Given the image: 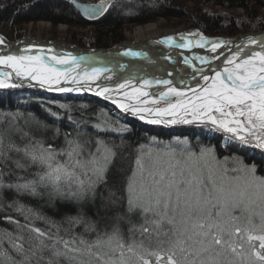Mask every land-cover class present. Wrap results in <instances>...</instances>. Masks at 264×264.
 <instances>
[{"label": "snow or ice", "instance_id": "snow-or-ice-1", "mask_svg": "<svg viewBox=\"0 0 264 264\" xmlns=\"http://www.w3.org/2000/svg\"><path fill=\"white\" fill-rule=\"evenodd\" d=\"M87 11V10H86ZM190 36H199L195 41L196 47H203L211 44V51L216 52L218 48L224 46L223 41H208L198 33H190ZM184 43L177 45L181 48H191L193 41L181 36ZM165 43L172 44L173 38L168 37ZM3 40H0V44ZM256 45L257 48L247 47ZM246 46H236L235 51L225 57V65L222 69L209 65V58H199L202 64L209 65L207 71L199 69L200 79L203 85L191 88V96L185 92L172 87L170 80H143L140 87H134L131 79H126L119 83L115 89L117 94L123 91V95L128 99H136L138 104L119 103L117 106L124 111L134 114L150 113L153 118L148 119L151 124H176V123H199L212 125L224 132L231 133L241 141H252L259 148H264V40L257 41L255 38H248ZM247 49V50H246ZM30 49H25V54L20 55H0V67L11 69V71H0V88L17 87V83H9L13 77L25 80H35L41 87L45 85L51 90L52 85L72 83L77 85L76 91L89 87L90 81L98 79L107 69L93 68L91 72L84 70L83 75L76 73L72 75L75 68L61 71L57 65H75L79 67L76 57L57 55L48 50L45 55L43 50L32 55ZM125 55H140L139 53L126 52ZM185 64L191 63L185 59ZM214 73L209 76L207 73ZM110 78V77H109ZM153 84L163 85L166 90L161 91L154 98L139 101L140 97H148V88ZM132 88V92L126 89ZM56 90L61 92L72 91V88L59 87ZM89 90L90 87H89ZM112 90L104 87L96 94L109 98ZM172 97L177 99L173 101ZM115 103V101H113ZM160 104V107L145 108L139 104ZM167 117V119H166ZM141 119L145 117L140 115ZM3 144L2 134H0V145ZM17 153H21V159L15 160V166L28 170L35 168L34 178L16 187L31 194H38L37 188H50L52 194L63 196L64 198L79 199L90 191H93L98 183L103 180L108 164L111 160V150L101 141L95 144V151H92L89 142L77 137L65 135L64 146L45 144L43 141H29L23 147L9 144ZM4 153L0 152V156ZM174 159V154H169ZM205 158L215 159L211 150L202 151L199 156L193 157L188 154V161L196 164L197 161ZM169 162L168 168H156L149 171L147 183L141 185L142 197H137L141 203L134 204L133 198H129V210L134 206H140L144 212L152 211L153 207L163 204L167 209L175 197V206L180 209L183 228L173 242V246L167 251L152 252L147 254L134 251V243H126L121 237L119 228L114 227L107 239L99 236L95 243L89 244L81 239L79 243L84 245V249L72 247L75 241L60 239L57 243H62L64 252L56 249L52 245V255L61 256L67 253H77L84 251L89 256H95V264H128L126 253L136 256L137 264H153L149 257L154 258L155 264H219L220 257L225 250L235 255L242 253L237 251L233 240L245 241L251 249V256L264 264V176L256 175L255 166L243 169L245 175L243 183L232 187H225L223 184L214 185V189L207 196L202 194V180L199 169H187L189 179L184 178L185 169L177 172V165ZM137 168L141 173L144 171V164L141 159L136 161ZM136 173H133V178ZM179 175V179H177ZM134 180L129 182V190L133 191ZM185 187H181V185ZM249 189L254 191L250 194ZM258 200L261 211L259 213L260 224L254 223L252 212L248 205ZM243 206V207H242ZM241 207L243 211H249L246 219V226L239 223L240 216L233 215V211ZM215 209V211H213ZM194 213L198 215L194 218ZM79 222V221H76ZM171 222V221H170ZM154 223L159 224V221ZM94 228V226H93ZM37 238L46 237L47 234L39 228H32ZM144 232L148 228L143 229ZM225 235L230 239L225 240ZM51 239V237H48ZM258 242V243H257ZM42 252L47 246L41 239ZM16 246V245H14ZM18 251H23V245L16 246ZM104 247L111 250V254L119 252V259H104L107 253H101ZM239 247L243 249V244ZM96 249L97 251H93ZM178 253L180 254L178 257ZM33 256L37 257V264L43 258L33 251ZM166 256V260H165ZM74 258V257H73ZM28 260V257H25ZM48 264H55L49 260Z\"/></svg>", "mask_w": 264, "mask_h": 264}, {"label": "trees", "instance_id": "trees-1", "mask_svg": "<svg viewBox=\"0 0 264 264\" xmlns=\"http://www.w3.org/2000/svg\"><path fill=\"white\" fill-rule=\"evenodd\" d=\"M79 1L89 2L91 0ZM131 1L135 2L132 5H139L136 8L137 15L125 16L123 14L131 3L125 6V3L121 2L120 9L110 8L94 24L95 31L90 41L92 46L109 47L116 40V32L122 25H134L145 19L153 20L158 16L184 18L190 27L198 28L202 34L207 36L234 35L238 32L264 30V0H190L194 4L198 2L199 5L198 8L195 7L189 12L181 6L174 8V6L169 7L170 4L167 6L168 3H165V1L172 3L174 0ZM209 1L225 9L243 8L244 15L236 19L229 16L225 22L219 15L203 8L204 4ZM260 9L263 15H261ZM172 10H176V13H172ZM38 20L50 21L53 25L60 22L80 26L86 24V21L76 13L69 0H0V23L7 32H11L13 27L20 24ZM15 98H19L21 101L15 102ZM50 98L42 93L35 94L26 90L0 91V134L3 139L0 152L4 153L3 156H0V264H37V257L33 256V251H37L38 255L43 257L39 264H48L49 260L54 261L55 264L71 263L70 259L75 257V253H67L66 256L61 255L57 258L51 254L52 245L64 252L63 244L57 243L58 240L75 241L72 247L83 250L82 246L84 245L79 243L81 239L87 242L97 240L90 234L86 238L88 228V230L96 229V235L99 237L103 236L107 230L109 231L110 227L125 229V225L122 223L131 218L125 209L128 202L126 187L133 169L134 148L142 144L146 145L149 140L157 144L165 142L167 137L170 139L186 138V144L181 143L186 147L181 152H177L181 155L188 154L185 152H199L202 147L207 146L211 148L213 156L217 159L221 157L219 160H223L224 155L227 157H225L226 162L233 160V157L225 155L223 150L218 147L214 148L204 144L202 140L196 139V137L199 138V135H196L193 128L176 133L156 128L150 129L136 120H130L128 123L119 119L115 120L116 122L105 120V123H98L101 117L97 111L106 112L100 104L88 98L82 100ZM64 102L73 104V109L70 107L68 111L69 116L79 115L77 122L81 127L87 126V123L93 125L92 130L82 129L80 131L79 129L78 132L81 140L89 142L92 151H95L97 138L111 144L110 150H113L114 154L108 164L107 173L104 174L103 180L96 185L93 191L79 199L64 198L52 194L50 188L38 187V194H31L22 189L18 190L17 185L34 178L36 169L17 168L15 160L21 159L22 154L17 153L14 148H10L9 144L23 147L30 140L33 142L39 140L46 145L64 146L65 135L69 134L72 137L68 132L69 124L62 120L67 117L68 112L54 105ZM92 120L96 122H92ZM114 127L119 130L120 134L116 133V130H112ZM91 131L96 133L95 136L90 135ZM141 135L144 136L140 137ZM145 137L150 139L146 140ZM175 148V151L181 150L178 147ZM238 160L244 161L248 166L253 164L257 175H264V162L259 159L243 160L238 158ZM32 228H39L47 236L37 238L36 233L31 231ZM108 231L107 234H109ZM41 239L47 247L39 252L43 247L40 243ZM14 245H23V251H18ZM78 253L80 258L81 255L89 256L84 251ZM67 256L70 257L63 259ZM7 257L12 260V263L6 260ZM25 257L29 259L26 260ZM73 262L77 263V261Z\"/></svg>", "mask_w": 264, "mask_h": 264}, {"label": "rangeland", "instance_id": "rangeland-1", "mask_svg": "<svg viewBox=\"0 0 264 264\" xmlns=\"http://www.w3.org/2000/svg\"><path fill=\"white\" fill-rule=\"evenodd\" d=\"M72 1H77L79 4H82V6H100V2L105 3V7L102 10L100 14L96 17H86L81 13V9H77L73 6ZM131 0H91L89 2H83L79 0H69V3L73 6L74 10L78 15L82 18V20L86 21V24L83 26L80 25H70L64 22L57 23L56 25H53L50 21L45 20H38L35 22H27L20 24L19 26H15L11 29V32H7L4 27L2 26V23H0V33L4 36V38L7 41L14 42L15 40L21 39L23 37L27 38H37L42 39L46 41H55V42H62L66 44H70L73 46H77L79 48L83 49H102L92 46L90 43L91 37H93V32L95 31V22L99 20L110 8H118L122 7V3H125L124 5L130 6L126 7L123 14L125 16H136V8L139 5H132V3H135ZM122 2V3H121ZM165 3H168L167 6L169 7H179L181 6L184 10L192 11L195 7L198 8L199 3L196 2L195 4L192 3L190 0H174V2L170 3V1H165ZM137 4V3H136ZM151 6V3L149 4ZM148 7V6H147ZM203 8L207 10L208 12L211 11L213 14L219 15L222 20L226 22L229 16L234 19L240 18L244 15V9L237 7L235 9H225L220 6H216L214 2L209 1L204 4ZM177 11H180V9H177ZM261 11V9H260ZM259 11V13H260ZM182 12V11H181ZM172 13H176V10H172ZM258 13V14H259ZM177 15V14H176ZM261 15H263V12L261 11ZM184 17V16H182ZM162 23V28L165 30H173V29H180L179 32H177L176 35L179 37H194L190 36V33H198L199 35L208 38L213 39H226V38H232L234 36H238L243 34L244 32H238L234 35H223V36H207L202 34L198 28L196 27H190L188 25V21L184 18L175 17V16H168V17H161L158 16L155 19H145L139 23H136L134 25L124 24L122 25L118 31L116 32V40L111 44L109 47H105L106 49L120 47V46H127L134 43L133 39V32L136 27L143 26L148 23ZM44 24L46 26H42L40 24ZM248 23V22H247ZM264 31V30H259ZM258 31V32H259ZM254 32V31H249ZM8 35V36H6ZM11 36V37H10ZM194 38L199 39V36H195ZM159 39V38H158ZM155 40V37L150 39L149 41ZM136 44V43H134ZM165 66V65H164ZM68 70V69H66ZM23 81L22 86L17 87H7V88H0V91L4 90H26L30 93H42L46 95L49 99L50 97L55 98H62V99H79L82 100L84 98L89 99L88 94H84L82 96V93H62V94H56L53 92H47V91H41V90H35L33 83H35L33 80H25ZM13 79L8 81L9 83L12 82ZM27 85V87L25 86ZM98 104H102V101L95 102ZM56 107L60 108L61 110H66L68 112L70 110V107L73 109V104H70L68 102H64L62 104L55 103ZM104 110L106 112H100L97 111V114L101 117L100 121L98 123H105L107 121L109 122H116L115 120H121L124 122H130L133 121V118H130L129 115H127L124 112L118 111L114 108L113 105H110L109 103L107 105H102ZM69 112L67 114V117L62 119L65 120L67 124H69V131L72 135V137H77L80 139V135H78L79 129L80 131L83 130H92L93 125L91 123H87V126L84 127V125L81 127L79 125V122H77V119L80 117L79 115H71L69 116ZM148 116H152L150 113H146ZM139 116V115H138ZM59 118V117H58ZM140 118V116H139ZM104 119V121H102ZM137 119V118H135ZM138 121V120H136ZM92 122H96L95 120H92ZM139 122L144 124L145 126H148L150 129H158L161 131H168V132H176V133H182V131L187 130V128H193L196 135H199V138L196 137V139L202 140L204 144L213 146L214 148L218 147L219 149L223 150L225 155L233 157V160H230L229 162H226L225 157L223 155V160L221 157H218V159L215 157V159L211 158H205L197 161L196 164H192L190 161H188L187 157L188 154H193V157L199 156L202 151H208L211 150V148H208L207 146H204L201 148V150L198 151H191L189 148V151L191 152H185L188 153L185 154H179L177 152H181L184 147H186L184 144L181 145V143L187 142L186 138H176V139H170L166 140L163 143H157L155 144L152 141H146V145H139L136 148H134V162H133V169L131 172V175L128 178V185L126 193L128 194V202L126 204V213L131 216L130 220L122 223L125 225V229H119L121 237L125 240L126 243H134V251L137 253H143L147 254V252H163L167 253V251L173 246V242L177 239L178 234L183 228L182 223V217L180 214V209L183 207L181 204L180 207L175 206V197H173V202L169 205L167 209L164 208L163 204H161L159 207H153L152 211L144 212L143 208L140 206H134L131 210H129V198L130 196L134 200V204H139L142 201H137V197H142L143 193L141 191V185L147 183V177L149 171H153L156 168L164 169L168 168L169 162L175 164L176 161H180V163L177 165V172L179 173L180 169H185L184 178L189 179L188 171L187 169L192 168L193 170L199 169L200 172V178L202 180L201 188H202V194L204 196H207L210 192L213 191L214 185H220L223 184L225 187L229 186H236L237 184L243 183V177L245 175L244 171L240 170L243 169L245 166L252 167L253 164L250 166L246 165L244 161L238 160V158H241L243 160L245 159H259L260 161L264 162V148H259L255 145L254 142L249 141H241L235 136H233L231 133L224 132L221 129H217L212 125H203L199 123H191V124H184V123H176V124H151L143 119H139ZM203 126L208 128H203ZM97 128V126H96ZM98 129V128H97ZM76 130V131H75ZM112 130H116V133L120 134L119 130L114 127ZM91 136H95L96 133H93L92 131L89 132ZM144 135H141L140 137H143ZM182 136V135H181ZM203 137V138H202ZM146 140L150 139L145 137ZM65 139V137H64ZM204 139V140H203ZM84 140V139H83ZM97 141L103 142L104 145H106L109 149H111V144L107 143L108 141H104L100 138H97ZM122 144V143H121ZM186 144V143H185ZM181 145V146H178ZM175 147L180 148L181 150L175 151ZM188 147V146H187ZM111 157H113V150H111ZM174 154V159L171 155ZM250 157V158H249ZM141 159L143 162L145 168L143 173L140 172V170L137 168L136 161L137 159ZM227 158V157H226ZM108 168V167H107ZM136 173L135 177L133 178V173ZM107 173V170L106 172ZM257 175V173H256ZM257 176H264V175H257ZM179 175L177 179H179ZM130 180H134L133 184V191L130 192L129 190V182ZM181 187H185V185H181ZM254 190L249 189V193L251 194ZM255 200V198H254ZM243 207V206H242ZM248 208L255 213L253 216L254 223L259 225L260 224V218L259 213L261 211L260 203L258 200H255V202L248 205ZM137 210H140L139 212ZM215 211V209H213ZM198 215V213H194L195 216ZM233 215L240 216L241 220L239 221L240 225L242 227L246 226V217L249 215V211H243L241 207L236 208L233 211ZM155 221H159V224L154 223ZM171 221V222H170ZM148 228L147 232H144L143 229ZM89 229V228H88ZM87 229V237L90 235L97 238V230L96 229ZM109 234L112 232L113 227L108 228ZM107 231L103 236L100 238L107 239ZM225 240L230 239L227 235H225ZM86 241V240H85ZM96 240H93L91 242H88L89 244L95 243ZM233 243L237 246V251L242 253L241 255H235L231 253L230 251L225 250L223 254L218 257L219 264H259L258 261H255V258L251 256V249L249 248L248 244L245 241L241 240H233ZM258 243V242H257ZM240 244H243V249L239 247ZM81 246V245H79ZM85 246H82L84 248ZM78 248V247H77ZM93 251H97L96 249H93ZM101 253H107L108 255H104V259H108L110 256L112 259H119V252L117 251L115 255L111 254V250L108 247H104L102 250H100ZM79 253H75V257L70 259L72 261L71 263L67 264H74L73 261H77L76 264H95L96 257L95 256H85L81 255V258L78 255ZM178 253V257H179ZM70 256L64 257L63 259H67ZM8 258V257H7ZM57 258V256L55 257ZM126 258L128 259V264H137V258L136 256L132 255L131 253H126ZM80 259V260H79ZM153 261V264H155V260L152 257H149ZM7 261H12L9 258L6 259ZM166 260V256H165ZM12 263V262H11ZM161 264H164L162 261Z\"/></svg>", "mask_w": 264, "mask_h": 264}, {"label": "bare ground", "instance_id": "bare-ground-1", "mask_svg": "<svg viewBox=\"0 0 264 264\" xmlns=\"http://www.w3.org/2000/svg\"><path fill=\"white\" fill-rule=\"evenodd\" d=\"M43 27L46 26L44 24H40ZM178 29L173 30H165L162 28V23H148L143 26L136 27L133 32V39L134 43H136V47L133 49L134 52L142 54L145 56V58L149 57V61H134L132 59H129L127 57H123V55L120 57L118 54L121 52L120 49H117L118 54L116 55H110V58L107 56L103 57V61L106 62H86L83 60L77 61L79 64V67H75V65H57V68L61 71H67L66 69L75 68V71L72 73V75H76V73H79L83 75L84 70H87L88 72H91L93 68H103L107 69L108 71H105L98 79L95 81L89 82V87L91 90H89V87L82 88L80 91H76L75 88L77 85L72 83H61L60 85L53 84L51 90L48 88L47 85L44 87H41L35 80H33L35 83H33L34 88L37 89H44L46 91H51L56 94H62V93H82V96L84 94L89 95V99L94 102L102 101V105H107L109 102L114 106L115 109L118 111L124 112L127 115H129L130 118H133L134 120H138L139 122V116L143 115L145 118L143 120L148 121V119L153 118L152 116H148L146 113H141L139 116L137 114H134L130 111H124L121 108H119L117 105L119 103H126V104H138L139 102L136 99H128L123 95V91H121L119 94L115 91L117 85L119 83H123L126 79H131L134 87H140L143 80H170L172 81L171 86L176 87L178 90L185 92L188 96H191L192 93L190 91L191 88L199 87L200 85H203L204 81L200 79V72L198 70H192L187 67H184L177 62H179L184 56L185 58L188 57L191 60H197L199 58H202V55H205L206 58H208L210 55H213L214 52L211 51V44H206L203 47H196L195 41L198 40L194 37H186L187 39L193 41V46L191 48H185L187 51H178L176 49L177 45L184 43L183 40H181V37H179L177 32H179ZM258 32V31H254ZM250 33L244 32L243 34ZM8 36V35H6ZM3 37V38H2ZM159 41H166L168 37L173 38L172 44L162 43L161 45L158 43H148L146 41H149L150 39L154 38ZM27 38V37H23ZM4 36L0 33V40H3V43L0 44V48H4L6 46V42L4 40ZM37 39V38H36ZM206 40H209L208 37H205ZM222 40V39H220ZM261 38L257 39V41H260ZM17 41V40H15ZM14 41V42H15ZM216 40H213V42ZM11 42V41H8ZM13 43V42H12ZM133 43V44H134ZM141 44V46H139ZM247 44H242L241 46H246ZM247 47L251 48H257L256 45H247ZM120 48V47H118ZM14 49V48H13ZM25 49H30L31 52L28 54L35 55L40 50H43L41 48H36L32 46H23L21 49L18 50H12L13 52L9 55H20L25 54ZM102 49H106L105 47ZM247 50V49H246ZM258 50V48H257ZM234 52V50H233ZM233 52L229 53L227 56H230ZM43 53L45 55H48V50H43ZM123 53V52H122ZM3 53H0L2 55ZM4 55V54H3ZM168 57L167 60L165 58ZM204 57V58H205ZM110 59V60H109ZM220 62V66L222 67L225 65V55L223 57H220L219 60L213 64L212 67H216L217 63ZM165 65V66H164ZM0 71H3L0 69ZM209 76L214 75V73H208ZM110 77V78H109ZM12 79H20L16 78L13 74ZM191 81V82H190ZM27 87V85H25ZM59 87H67L72 88V91L68 92H61L56 90ZM107 87L111 89L112 91L108 94L109 98L105 99L104 96L97 95L96 93L100 91L101 88ZM132 88L126 89L128 92H132ZM166 88L163 85H157L153 84L152 87L148 88L147 91L149 93L148 97H140L139 101H143L145 99H152L156 95H158L159 92L165 91ZM173 101H175L177 98L172 97ZM15 102H20L21 99L15 98ZM109 101V102H108ZM115 101V103L113 102ZM24 103V102H23ZM140 107L145 108H155L160 107V104L153 105L151 103L149 104H139ZM137 118V119H135ZM167 119V117H166ZM203 128H208V126ZM175 139V138H173ZM166 140H170V138H166Z\"/></svg>", "mask_w": 264, "mask_h": 264}, {"label": "water", "instance_id": "water-1", "mask_svg": "<svg viewBox=\"0 0 264 264\" xmlns=\"http://www.w3.org/2000/svg\"><path fill=\"white\" fill-rule=\"evenodd\" d=\"M72 4L74 7H76L77 9H81V13H83V15H85L86 17H96L98 16V14H100L102 12V10L104 9L103 7H105V3L104 2H100V6H96V5H92V6H82V4H79L77 1H72ZM87 10V11H86ZM255 38L256 40L261 38V40H264V31H259V32H250V33H246V34H241L238 36H234L232 38H226L223 40H216L213 38H209V40H216V41H223L225 42L224 46L221 48H218L216 50L215 53H213V55H210L209 58V65L212 67L214 63H216L220 57H223L225 55V57L233 52V50L235 51L236 46H241L242 44H247L248 38ZM3 38V37H2ZM5 40V39H4ZM6 42V46L4 48H0V53H3L4 55H9L10 53H12V50H18L21 49V47L23 46H32V47H36V48H41L43 50H49L51 49L52 52H54L57 55H71L73 57H76V60H83L88 62H106L103 61V57L107 56L108 58H110V55H116L118 54L117 49H120L121 52H119V56L121 57L123 55V57H127L129 59H132L134 61H149V57L145 58V56H143L142 54L140 55H125L126 52H131V53H136L133 51V49L137 46L136 44H131V45H127L125 47L120 46V48L115 47V48H110V49H83V48H79L77 46H73L70 44H66V43H60V42H55V41H46V40H42V39H36V38H21L18 39L15 42H8L7 40H5ZM148 43H158V44H164L163 41H159L158 39L156 40H152V41H146ZM141 46V44L139 45ZM14 48V49H13ZM117 48V49H116ZM176 49L178 51H187L185 48H181V47H176ZM123 52V53H122ZM2 54V55H3ZM183 57L179 62H177L179 64V66L181 65L184 67H187L189 69L192 70H199V69H204L205 71H207L209 65H205L201 63L200 59L197 60H191L188 57H184V56H180ZM202 58L205 57V55L201 56ZM206 58V57H205ZM168 57L165 58V60H167ZM185 59H188L189 61H191V63L189 64H185L184 61ZM110 60V59H109ZM215 68L220 69V62L217 63V66ZM0 69H2L3 71H11V69H7V68H3L0 67ZM208 74V73H207ZM14 83H17L19 86H22L23 81L20 79H13ZM191 82V81H190ZM35 90H41V91H46L44 89H37L35 88ZM47 92H51V91H47ZM109 102V101H108ZM110 105H112L109 102Z\"/></svg>", "mask_w": 264, "mask_h": 264}]
</instances>
